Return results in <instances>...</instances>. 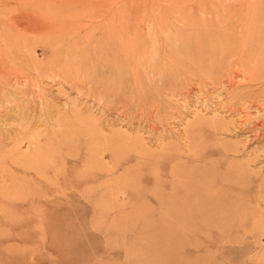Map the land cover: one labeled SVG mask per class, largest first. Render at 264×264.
Wrapping results in <instances>:
<instances>
[{
    "label": "rangeland",
    "instance_id": "obj_1",
    "mask_svg": "<svg viewBox=\"0 0 264 264\" xmlns=\"http://www.w3.org/2000/svg\"><path fill=\"white\" fill-rule=\"evenodd\" d=\"M0 14V264H264V0Z\"/></svg>",
    "mask_w": 264,
    "mask_h": 264
},
{
    "label": "bare ground",
    "instance_id": "obj_2",
    "mask_svg": "<svg viewBox=\"0 0 264 264\" xmlns=\"http://www.w3.org/2000/svg\"><path fill=\"white\" fill-rule=\"evenodd\" d=\"M1 15V14H0ZM15 16V15H14ZM13 17V16H12ZM15 17H17V16H15ZM19 17V16H18ZM18 17L17 18H13V21H14V23H16V25L18 26V27H20V28H23V27H25V28H29V27H27V26H24V23L22 22V20H18ZM7 18V17H6ZM8 19V18H7ZM24 20V19H23ZM26 23V22H25ZM27 25H30V24H28V23H26ZM31 26H32V24H31ZM7 29V28H6ZM18 29V28H17ZM21 30V29H20ZM28 30V29H27ZM29 30H30V28H29ZM32 30V29H31ZM25 31V30H24ZM9 33V32H8ZM12 34V33H11ZM34 87V86H33ZM262 88V87H261ZM244 95H245V93H243ZM248 95V94H247ZM250 95V94H249ZM240 98V97H239ZM258 99L259 98H257L256 100L258 101ZM5 101V100H4ZM246 102V101H245ZM251 102V101H250ZM260 102V101H259ZM14 103V102H13ZM263 104V103H262ZM255 105V104H254ZM253 105V106H254ZM231 108V107H230ZM237 110V109H236ZM239 110V112L240 113H242L243 112V110L242 109H238ZM1 111V110H0ZM236 112H238V111H236ZM244 112H246V111H244ZM245 114H247V113H245ZM244 116H246V115H244ZM263 118V117H262ZM261 118V119H262ZM54 120V119H53ZM242 120V119H241ZM247 120V119H246ZM21 121V120H20ZM244 122V121H243ZM242 123V122H241ZM19 124V123H18ZM259 124V123H258ZM262 124V123H261ZM260 124V125H261ZM264 124V123H263ZM58 126V125H57ZM256 126V125H255ZM235 127V126H234ZM239 128V127H238ZM35 132V131H34ZM262 132V131H261ZM264 133V132H263ZM262 135V134H261ZM38 140V139H37ZM36 140V141H37ZM8 141V140H7ZM16 141V140H15ZM248 141V140H247ZM29 142V141H28ZM36 143V142H35ZM0 144H1V142H0ZM18 144V143H17ZM9 145V144H8ZM47 145V144H46ZM13 146V145H12ZM6 149V148H5ZM16 149H19V147L18 148H16ZM24 151V150H23ZM19 157V156H18ZM264 167V166H263ZM256 168V167H255ZM241 172H243V170H240ZM3 175V174H2ZM2 175H0V177L2 176ZM231 179H233V178H231ZM264 181V180H263ZM263 181H261V183H259V185L260 186H262L263 187V190L262 191H260V199H257L258 201H259V203H262V204H264V182ZM1 182H2V180H1ZM4 182V181H3ZM231 182V186H232V189H233V191H237L236 193H234V194H232L231 196H232V198H236V197H239L241 194H242V192H244L246 189L245 188H249L250 187V183H248L249 182V179L244 175V173H240V174H238L232 181H230ZM1 185V184H0ZM2 187H4V186H2ZM2 187H0V188H2ZM5 188V187H4ZM4 188H2V190L4 189ZM6 189H8V188H6ZM2 190H0V192L2 191ZM258 190H260V187H259V189ZM4 193V192H3ZM7 195H8V193H7ZM7 195H5V196H7ZM2 196H3V194H2ZM13 197H15V196H13ZM6 216V215H5ZM3 219V218H2Z\"/></svg>",
    "mask_w": 264,
    "mask_h": 264
}]
</instances>
